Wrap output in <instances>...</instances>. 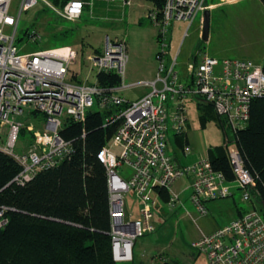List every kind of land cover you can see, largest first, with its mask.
Segmentation results:
<instances>
[{
    "label": "built area",
    "instance_id": "1",
    "mask_svg": "<svg viewBox=\"0 0 264 264\" xmlns=\"http://www.w3.org/2000/svg\"><path fill=\"white\" fill-rule=\"evenodd\" d=\"M38 1L58 16L72 21L82 16L86 4H91V0H66L62 4L52 0H20L15 15L10 10L12 0H0V128L1 134H6V143L0 145V150L12 155L20 165L12 181L24 184L37 171L54 166L71 153L70 141L59 133L65 117L83 120L91 108L115 107L117 111L106 121L119 120V124L98 156L107 171L110 235L116 262L131 260L135 240L155 230L152 193L156 188L168 192L169 209L176 210L182 204L180 192L172 185L185 174L190 176L189 198L199 213L206 212L207 201L230 196L233 182L241 189L242 199L252 202L251 189L256 182L244 166L236 145L229 149L234 173L232 181L212 166L207 155L197 156L182 165L168 149L169 133L181 134L185 129L187 98H200L210 103L229 123L234 134L245 125L252 98L264 95V62L240 58L220 61L202 49L196 50L197 54L186 65L190 80H179L177 54L168 57L171 22L174 19L191 22L201 12L202 23L204 10L216 6L215 3L165 0L161 8L155 6L150 10L148 17L157 29L159 44L157 76L153 80L127 84L150 87L142 96L130 100L120 94V89L126 86L123 78L128 60L127 44L122 38L107 35L103 50L88 57L98 71H114L120 75L121 83L110 87H102L96 80L71 79L68 74L77 51L69 46L25 54L18 52L15 41L20 14ZM237 1L219 0L218 4ZM29 37L36 40L40 35L34 30ZM170 106H173V112ZM30 112L43 114V131L33 129V122L25 123ZM24 125L34 134V141L18 154L13 149ZM45 130L50 131L51 136H46L43 141ZM232 140L234 142L233 137ZM184 148L186 153L191 150L188 144ZM123 164L131 168L128 179L124 177ZM129 190H133L140 200L136 214L125 203V194ZM9 209L0 205V228L8 222L6 212ZM187 215L196 221L191 213L187 212ZM192 246L206 254L209 264H264L263 216L255 208L246 209L213 231L200 230V236L192 241Z\"/></svg>",
    "mask_w": 264,
    "mask_h": 264
},
{
    "label": "trees",
    "instance_id": "2",
    "mask_svg": "<svg viewBox=\"0 0 264 264\" xmlns=\"http://www.w3.org/2000/svg\"><path fill=\"white\" fill-rule=\"evenodd\" d=\"M52 1L62 4L66 0ZM149 1L161 8L165 0ZM70 78L77 80L75 74ZM96 81L110 87L119 85L121 77L114 71H98ZM198 108L202 125L214 120L223 127V117L210 103L200 99ZM117 109L94 107L83 120L65 117L59 133L70 141L71 153L54 166L37 171L24 184L12 181L20 170L17 160L0 150V205L10 207L8 222L0 228V264L117 263L112 255L107 171L98 156L119 124V120L106 121ZM233 139L256 182L251 189V207L256 209L259 204L264 215V95L252 98L248 119ZM174 141L177 145V138ZM207 150L212 166L232 181L228 143ZM161 192L165 201L168 195ZM163 264L186 263L174 259Z\"/></svg>",
    "mask_w": 264,
    "mask_h": 264
},
{
    "label": "rangeland",
    "instance_id": "3",
    "mask_svg": "<svg viewBox=\"0 0 264 264\" xmlns=\"http://www.w3.org/2000/svg\"><path fill=\"white\" fill-rule=\"evenodd\" d=\"M19 3L20 0H12L10 10L15 15L18 13ZM209 11L208 37L206 40L198 34L200 23L197 19L201 12L195 15L194 21L193 23L191 21L192 24L189 27L190 20L174 19L171 22L172 41L170 51L171 55H173L178 48L180 49L176 64V69L180 76L186 72L187 62L192 61L191 52L199 47L203 51H207L217 57L220 61L223 58H240L251 59L257 63L264 62V4L260 0H240L236 4H218L210 8ZM98 13L100 12L92 13V16L95 17L94 19L90 17L89 13H84L80 19L66 20L58 16L42 1H38L36 5L23 10L20 14L15 41L18 52L25 54L38 49L71 45L77 49L78 53L75 62L70 66L68 76L71 77V75L75 74L77 80L93 82L96 79L98 69L92 66L87 54L96 49L103 50L105 35L113 36V32H115L111 30V28H115V25L113 23L112 25L110 21L104 18L105 13L101 14L102 18L100 19H98ZM91 25L96 27V32L93 34L88 30ZM130 27L129 36L132 42L127 50L128 60L125 70V82L130 80L138 81V79L143 78L138 73L139 65H141L143 60L147 59L145 52H143L146 51L144 44L140 43L139 46L143 50L140 51L136 44L133 43L136 34L141 31L137 29L136 24H132ZM34 30L40 35L36 40H32L29 37V33ZM87 33L88 36L86 35V38L85 34ZM81 36L85 37L86 44L84 47H81L78 40ZM136 92L137 90L127 89L120 91V94L130 99L136 96ZM188 109L190 113V128L188 129L190 153L182 155L180 146L171 141L168 146L171 154L176 152L181 161L188 163L196 156H206L208 147L214 149L225 142L228 143L229 149L235 147V143L232 140L233 129L228 122L224 121L223 127L214 120H207L202 125L198 118H194L195 115L192 113L193 104H189ZM20 119L24 120L23 118ZM44 120L42 113L30 112L25 123L27 124V121L33 122V129L43 131ZM43 134L45 135L43 141L46 136H51L48 130H45ZM170 136L171 132L169 133V138ZM228 139L231 141L229 142ZM33 141L34 134H31L24 125L18 134L13 151L22 154L25 150L24 148H27L28 144ZM5 143L6 134L5 132L1 134L0 128V145ZM122 170L124 177L128 179L131 175V168L123 164ZM189 182L190 176L185 174L174 183V187L181 191L180 197L182 199V204L176 210L169 209L167 201L158 198L154 199L152 221L155 222L156 220L155 225L158 228L156 231L146 233L136 239L135 259L133 262L124 264H141L140 261L146 256L150 258L147 249L153 246L157 239H159L160 245L166 247L165 255L169 257V260L176 259V256L179 262L186 264H209L206 254L202 251H197L192 246V241L198 238L200 230L210 232L216 226L222 224L224 220L230 219L229 208L233 207L234 202L231 195L225 198L209 200L205 205L206 212L199 213L189 198ZM234 191L238 207L245 210L252 208L250 201L242 199L241 189L234 188ZM125 203L131 212L134 214L138 212L140 200L137 199L133 190L126 192ZM260 208V205L257 204L256 209L264 219V215L261 213L263 211ZM187 212L191 213L196 221H193L187 215ZM116 264L122 263L118 261ZM145 264H148V262H145ZM155 264H162V262L158 261Z\"/></svg>",
    "mask_w": 264,
    "mask_h": 264
},
{
    "label": "crops",
    "instance_id": "4",
    "mask_svg": "<svg viewBox=\"0 0 264 264\" xmlns=\"http://www.w3.org/2000/svg\"><path fill=\"white\" fill-rule=\"evenodd\" d=\"M239 1L240 0H238L237 2H239ZM209 2L210 3H215L216 6H217V4L219 3V0H210ZM237 2H234V3L236 4ZM234 3H231V4H234ZM155 6L156 5L152 1H149V0H137V1L129 0V2H126L125 0H91V4H86L85 5L84 12L82 14V15H84V13H89L90 17L92 19H94L95 17L92 16V13L98 11L100 13H98L97 16H98V19H100V18H102L101 14L105 13L104 18L106 20L110 21L111 24L113 23L115 25L114 29L111 28V30L115 31V32H113V36H110L109 34H106L105 37L108 35L111 38L117 37V38L124 39L126 41V44H127V50L129 49V46H130V44L132 42V40L130 39V36H129L130 29H131L130 25L136 24L137 29L139 31H141V32H139V33L136 32L137 34H136V36L134 38L133 43L136 44V47L138 48V50L140 49V51H143V50L140 48L139 45H140V43H143L144 47H145V50H146V51H143V52H145V55L147 56V59L143 60L141 65H139L138 73L141 76H143V78L138 79V81L139 80H153L157 76L156 53H157V50H158V47H159L158 37H157V29L152 24L151 20L148 17V14H149L150 10L153 7H155ZM201 15H202V13L199 15V18L197 19V21H199V23H200V25H199L200 29L198 31L199 32L198 34H200L202 36V24H203V22L202 23L200 22ZM193 21H194V19L192 20V23H193ZM192 23L190 22L188 27ZM92 25H91V27L88 30L93 34V33L96 32V27L92 26ZM169 33H170V42H169V46H168V50H169L168 57L172 58L173 56H175L177 54V58H178V54L180 52L179 48L177 49V51L173 55H171L172 53L170 51L171 41H172L171 26L169 27ZM185 34H186V32H185ZM86 35L88 36V33L85 34V36ZM87 36H86V38H87ZM105 37H104V39H105ZM78 40L80 41L81 47H84L85 44H86L85 37L81 36V38H79ZM103 42H104V40H103ZM69 47H71V48H73V49H75L77 51V49L75 47H72L71 45ZM198 49H201V48L199 47ZM198 49H196V50H198ZM196 50L191 52V54H190L191 58H193V56L195 54H197ZM100 52H101V50H97L96 49L95 51L89 52L87 54V56L89 57V56H92V55H96V54H99ZM77 53H78V51H77ZM125 70H126V67H125ZM178 74H179V72H178ZM124 78H126L125 77V72H124ZM124 78H123V84H126V86L121 88L120 91L127 90V89L128 90L129 89L137 90V92L135 93L136 96L130 98V100L142 96L143 94H145L150 89V87L146 86V85H136L135 84L133 86H127V84L135 83V82H138V81L137 80H130L128 82H125L126 80ZM179 80L182 81V82H187L188 80H190L188 78V76H187V71L182 76H180V74H179ZM158 85L160 86L159 83H158ZM138 87H140V88H138ZM124 97H126V96H124ZM199 100H200V98H187L185 100L186 109H187V118H186L185 129H184V131L181 134H173L172 133L171 134L172 138H171V136L169 138V143L168 144H170L171 141L174 143L175 142L174 139L177 138V140H178L177 145L180 146V148H181L180 151H181L182 155L183 154L186 155V154L190 153V152L186 153L184 151L185 145H187V144L189 145L188 129L190 128V123H189L190 122V113H189L188 105L189 104L190 105L193 104L194 109H193L192 113L195 115L194 118H198V120H199V118L201 116V112H200V110L198 108ZM173 109H174L173 106H170V111L171 112L174 111ZM174 136H177V137H174ZM172 155L174 156V158L177 159L178 163H180L182 165L190 163V162L184 163L183 161H181L180 157L178 156V154H176V152L174 154H172ZM235 186L236 185H235L234 182L231 183V189L233 191L231 197L233 199L234 204H233V207L229 208L230 209V213H231L230 219L238 216L240 213H242L245 210V209H242V208L238 207L237 204H236L235 197H234V192H235L234 191V187ZM172 187L176 191L181 193V191L179 189H176L174 187V184L172 185ZM161 191H166V190L157 189L156 188V190L153 192L155 194V195L153 194L155 199L158 198V199L162 200V198H161L162 192ZM166 194L168 195L167 191H166ZM206 204H207V202L205 203V205ZM230 219L224 220V222H227ZM224 222H222V223H224ZM154 224H156V220H155ZM219 226H216V228L219 227ZM157 228L158 227L155 225V230L154 231H156ZM199 236H200V234H199ZM156 237H157V234H156ZM136 244H137V240L134 242V245L132 247V259L128 260V261H121L122 264L134 261L135 254H136L135 253ZM165 250H166V247L160 245L159 244V239H157L155 244H153V246H151V247H149L147 249V252H148V255L150 256V258L148 256H146L144 259H142L140 261V263L141 264H145V262H148V264H155L156 262L161 261L162 264H163V262L165 260H169V257H167L165 255L166 254ZM175 258H176L175 260L178 261L176 256H175Z\"/></svg>",
    "mask_w": 264,
    "mask_h": 264
},
{
    "label": "water",
    "instance_id": "5",
    "mask_svg": "<svg viewBox=\"0 0 264 264\" xmlns=\"http://www.w3.org/2000/svg\"><path fill=\"white\" fill-rule=\"evenodd\" d=\"M209 15H210L209 9H205L203 12V24H202V38L204 40H206L208 37ZM175 160L177 159L175 158Z\"/></svg>",
    "mask_w": 264,
    "mask_h": 264
}]
</instances>
